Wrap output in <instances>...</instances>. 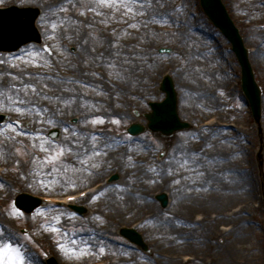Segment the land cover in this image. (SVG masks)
<instances>
[{"label": "rangeland", "instance_id": "rangeland-1", "mask_svg": "<svg viewBox=\"0 0 264 264\" xmlns=\"http://www.w3.org/2000/svg\"><path fill=\"white\" fill-rule=\"evenodd\" d=\"M223 1L262 86L264 132V58H256L264 53V0L253 5L251 21L244 20L248 11L238 10L234 0ZM125 2L133 12L98 0H0V6H39L38 26L53 50L28 43L0 51V112L10 116L0 124V164L6 167L0 174V264L14 255L3 251L8 244L19 249L24 264H46L49 255L61 264H264V187L254 152L259 130L230 42L200 0ZM160 47L172 51L160 54ZM166 73L175 80L180 117L191 128L170 137L151 131L129 134L132 122L147 123L134 110L143 114L150 101L164 98L159 88ZM32 84L35 91L23 87ZM74 116L77 123L71 122ZM98 117L103 121L92 122ZM55 127L61 128L59 140L46 134ZM73 139L80 143L73 145ZM59 147L72 152L48 164L49 150ZM181 150L195 152L197 163L169 173L168 163L182 157ZM114 171L121 180L79 201L89 208L83 215L52 203L26 215L13 203L23 190L53 197L73 194ZM242 171L249 172L245 181ZM14 176L17 183L3 188ZM112 190L117 194L109 204L105 197ZM163 190L171 195L166 208L155 198ZM122 226L136 228L150 250L121 236Z\"/></svg>", "mask_w": 264, "mask_h": 264}, {"label": "water", "instance_id": "water-1", "mask_svg": "<svg viewBox=\"0 0 264 264\" xmlns=\"http://www.w3.org/2000/svg\"><path fill=\"white\" fill-rule=\"evenodd\" d=\"M201 3L210 19L233 43L234 50L242 65L243 89L250 99L255 117L259 120L261 117L260 89L255 80L247 50L244 47L239 31L230 18L222 0H201ZM39 14L40 9L37 7H19L17 5H12L7 8H0V49L10 51L30 41H41V35L36 27V20ZM163 50L164 49H160V51ZM161 89L166 92L167 95L161 102L150 103L153 111L145 114L149 119L148 128L154 132L161 131L164 135H172L176 131L189 128L190 124L182 121L179 117L177 110V92L171 76H165ZM145 130L146 127L139 122L129 127V132L133 134H138ZM59 134L60 132L58 129L51 131V135L56 138L59 137ZM114 178L117 179L119 176L114 175L113 179ZM157 198L161 200L163 206L168 205L169 198L166 192L158 194ZM41 203V199L27 193L19 195L16 200V204L27 212H32ZM73 207L81 212L85 211L84 207ZM120 233L143 249L148 250L142 236L136 230L122 228L120 229ZM51 264L58 263L52 259Z\"/></svg>", "mask_w": 264, "mask_h": 264}, {"label": "snow or ice", "instance_id": "snow-or-ice-1", "mask_svg": "<svg viewBox=\"0 0 264 264\" xmlns=\"http://www.w3.org/2000/svg\"><path fill=\"white\" fill-rule=\"evenodd\" d=\"M100 5L112 8V7H116L117 9H119L120 7H124L128 9V12L131 13L134 11V9L132 7H130L129 3H126L125 0H98ZM136 3H139V0H136ZM57 25L56 24H52V28H56ZM85 43H87V41H85ZM118 43V41H117ZM47 47V46H45ZM49 51H51V49H48ZM117 55H119V53H117ZM102 58V57H101ZM34 63H36L37 65H39V61H35ZM124 63H131L130 61H125ZM109 68H113L114 65L109 63ZM13 68H15L16 66L13 65ZM98 74V73H97ZM9 75H11V73H9ZM27 75H31V73H27ZM117 79H121L123 78L122 76H120L119 74L116 76ZM16 79H20L19 76L16 77ZM13 88H15L16 86L13 84L12 85ZM25 89H28L29 87L32 89V91L36 90V85L32 84V85H24L23 86ZM45 87H47V85H45ZM11 99V98H9ZM57 99H59V97H57ZM17 101H18V97H17ZM17 101H13L14 104L17 103ZM32 108H35L36 105L32 104L31 105ZM22 110V109H20ZM103 117H98L96 118V120L92 121V122H102L103 121ZM87 122V121H86ZM118 122V121H117ZM40 123H44V121L41 119ZM68 129H65V132H67ZM25 135H27V133H25ZM37 136H39V133H36ZM93 141L96 140V137H92ZM71 143L73 145L80 143L78 140L73 139L71 141ZM41 147H43V145H40ZM208 147H211V145H208ZM18 151V150H17ZM86 151V150H85ZM72 152V148L68 147V148H64V147H59L55 152H52L51 150H49V154L44 158L48 164L54 165L55 163H57L61 157H63L64 155L71 153ZM201 154H202V150H200ZM106 154V153H105ZM93 155H99L98 152H93ZM181 156L185 157L183 163L177 162L178 168L177 170H183L185 169L186 165H188L189 163L192 164H196L197 163V158H196V153L195 152H188L187 150H181ZM19 161H17L18 163ZM190 172L192 171V169H188ZM167 171L169 173L173 172V168H168ZM50 175V173H49ZM40 183H43V180L40 181ZM2 186V185H0ZM73 187H75V185H72ZM17 212H19V210L17 209ZM56 231H59V229H54ZM85 248H90L91 245L85 244L84 246ZM9 250H12L14 252V255L12 257V259H8L7 257H5L4 259V264H24V257L21 254V252L19 251V249H13L11 244H8L5 246V248L3 249V251L5 253H7ZM71 251L76 252L77 249L76 248H72ZM101 251H103V249H101Z\"/></svg>", "mask_w": 264, "mask_h": 264}, {"label": "bare ground", "instance_id": "bare-ground-1", "mask_svg": "<svg viewBox=\"0 0 264 264\" xmlns=\"http://www.w3.org/2000/svg\"><path fill=\"white\" fill-rule=\"evenodd\" d=\"M235 1V5H236V8L238 9V10H241V9H246L248 12H246L247 13V17H246V15L245 16H242L243 18H244V20H249L250 19V21L251 20H253V19H255V18H252L251 16H252V9L254 8V6L253 5H255L257 2H258V0H234ZM249 13V14H248ZM250 17V18H249ZM257 59L259 60V61H261L258 57H257ZM65 85L67 86L68 85V83H65ZM136 144H138V143H135V145ZM137 146H139V145H136L135 147H137ZM88 161V160H87ZM180 161H184V157L182 156V157H179L178 158V160L177 159H172V161L170 162V163H168V167L170 168H173V170L175 169V168H177V162H180ZM91 166H93V165H91ZM70 169H71V172L72 171H74L75 169H73L72 170V167H70ZM79 169V168H78ZM80 171L82 170V169H79ZM144 171L142 170L141 172H139L140 173V175L139 174H137V176L139 177L140 176V178H141V175H142V173H143ZM242 175L240 176L241 178H242V181H245L246 180V178H249V172L248 173H241ZM248 174V175H247ZM247 182H249V180H247ZM123 192H124V190H123ZM114 194V195H113ZM115 194H117V192L116 191H113L112 190V192H110V194H108L106 197H105V200L107 201V203H111V201H112V199H113V197H115ZM136 200H138L137 198L136 199H134L133 201H136ZM55 201H57V200H55ZM64 201L65 202H67L66 203V205L65 206H63V207H67V208H70V205H72V204H74L73 202H68V200H67V198H65L64 199ZM79 201V200H78ZM58 202V201H57ZM61 202V201H60ZM49 204V203H48ZM147 205H149V203H147ZM53 206H55V205H53ZM62 208V207H61ZM67 212H68V210H66Z\"/></svg>", "mask_w": 264, "mask_h": 264}]
</instances>
